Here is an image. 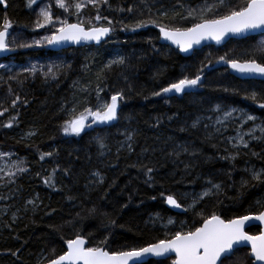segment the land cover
<instances>
[{"label":"trees","instance_id":"obj_1","mask_svg":"<svg viewBox=\"0 0 264 264\" xmlns=\"http://www.w3.org/2000/svg\"><path fill=\"white\" fill-rule=\"evenodd\" d=\"M179 2L195 7L203 0ZM243 2L232 0L233 6ZM110 3L112 9L105 6L100 13L113 20L115 32L101 46L68 49L60 53L50 52L44 47L18 48L13 57L17 63L25 64L31 60L70 54L72 62L71 67L53 82H45L40 75L27 79L24 76L23 100L27 103H18L15 108L8 106L9 111L0 117V149L26 159L30 169L13 186L12 193H16V198L10 202L9 214L0 216V264H41V261L46 264L43 258H51L52 249H55L56 255L62 254L66 250L65 241L76 233L84 235L91 244L108 237V249L112 251L130 244L154 242L164 235V230L158 228L159 222L155 226L149 223V218H155L156 214L165 219L173 217L177 221H185L189 226H198L199 216L193 212L174 214L166 207L160 192L176 193L180 199V193L201 191L209 178L221 183L223 191L218 197L203 201L200 207L205 215L215 211L224 219L235 218L256 212V201L264 202V184L251 182L247 187H241L240 183L241 178L250 179L244 169L264 168V159L244 150L248 154L242 153L234 163L221 160L219 157L226 154L224 144L216 138L206 139L203 131L193 129L187 122L182 124L190 115H196L190 119L191 123L196 117L209 115L215 104L244 108L264 120V110L241 96L219 90L221 86L228 85L247 88L248 81L239 80L224 67L215 65L216 71L205 69L207 83L197 95H171L167 103L166 97L151 95L181 77L186 68L188 72H194L209 53L213 59L226 53L239 56L255 45V38L230 40L223 47L208 46L185 58L177 50L160 43L155 27L136 32L123 28V25L142 18L141 13L146 18L147 7L155 15L158 8L178 7V0H110ZM130 6L134 7L132 13L116 10ZM53 10L62 15V10L57 7L54 6ZM84 14L92 17L96 12L89 6L84 9L82 17ZM4 18L13 23L11 31L20 33L24 40L40 39L44 33V30H33L35 13L27 0H6V6L0 4V24ZM68 18L70 22H76L75 16ZM118 21L123 24L116 23ZM185 23L177 21L178 26ZM90 51L92 53H88ZM117 55L125 56L127 63L113 66L104 73L102 80H97V74L104 65ZM97 84L104 89L102 95L105 99L116 91H125L121 119L115 126L94 125L80 136L64 135L61 125L68 117L62 111V105L71 108L74 100H79L78 111L83 110L85 96L90 106L95 105V92L87 95L81 89L88 86L91 91ZM255 86L258 88L259 83ZM17 113L18 123L13 122L12 128L2 126ZM29 131H36L37 134L28 137L26 134ZM125 131L135 133L132 152L118 143L120 134ZM97 135L105 137L107 148H100L95 139ZM171 142L174 145H189L190 150L196 152L193 157L197 159L194 162L187 159L186 162L182 160L185 157L172 154L174 146H169ZM249 147L264 156V143L253 141ZM45 152H53L54 155L41 161L39 157ZM132 164L153 167L155 183H145L144 172L139 167H130ZM57 165L60 171L56 173V188L59 190H54L42 182V177ZM64 169L69 170L67 174ZM95 171L105 177L102 185L92 184V173ZM37 173L40 175L37 176ZM37 195L38 207L34 208L28 201ZM153 196L156 199H152ZM113 220L114 225L110 223ZM259 230L251 228L249 232L257 234ZM248 252L241 250L237 253L239 259L234 257L226 264H251L246 255ZM156 261L150 260L146 264H156ZM165 264L171 262L166 261Z\"/></svg>","mask_w":264,"mask_h":264},{"label":"snow or ice","instance_id":"obj_2","mask_svg":"<svg viewBox=\"0 0 264 264\" xmlns=\"http://www.w3.org/2000/svg\"><path fill=\"white\" fill-rule=\"evenodd\" d=\"M0 2L6 6V0H0ZM27 2L28 6L35 11L36 18L33 22V30L46 29L50 34L28 42L22 39L20 33L10 31L13 28V23L4 18L0 24V53L34 46L60 48V46L68 43L80 44L90 41L99 44L115 32L113 20L100 13L102 7L107 6L108 9H112L110 0H48L47 3L43 4L40 3V0H27ZM54 6L62 10V15H54ZM89 6L95 10V16L82 17L84 9ZM222 9H224L223 12H221ZM116 10L132 13L134 7L130 6L127 9L121 7ZM144 15L141 13L142 18L136 19L132 24L123 25L124 30L136 32L150 26L155 27L158 29L157 39L169 42V45H174L182 53L193 52L196 46L205 41H215L219 45L230 37L248 38L251 34H258L261 37L259 43L250 49H245L239 56H229L226 53L213 59L209 53L195 67L194 72H188L186 68L181 77L170 81L167 86L161 87L158 91L152 92V96L166 97L165 102L167 103L169 102L167 98L171 95L180 97L197 95L198 90L203 89L207 83L205 69L216 71L215 65H224L225 71L231 70L239 78H247L249 87L228 85L221 86L219 90L230 95L241 96L259 109L264 110V0H244L243 4L235 6H233L232 0H203L202 4L195 7L180 3L178 0V7L174 5L171 9L158 8L155 15L152 9L147 7L146 18H143ZM71 16L76 17V22L69 21L68 17ZM101 21L103 23H100ZM177 21L187 23L178 26ZM116 23L123 24L122 21ZM126 63L127 58L125 56L117 55L104 65L97 74V80H102L104 73L110 71L113 66H121ZM70 67V65L63 63L51 62L45 65L30 64L26 67H20L17 71L15 64L0 63V69L10 73L7 79L17 80L20 83H23L20 80L21 76H25L27 79L40 75L45 82L58 80L64 71ZM257 82L259 83L258 88L255 86ZM81 91L87 95H91V92L94 91L96 103L90 106L87 96H85L83 110L78 111L79 100H74L71 108L62 105V111H65L68 117L61 125V131L64 135L80 136L86 129H92L94 125L115 126L119 122L121 104L126 101L124 90L110 94L107 99L103 97L104 89L99 84L91 91L88 86L83 87ZM129 91H131V87H129ZM8 92L14 96L11 100L12 108H15L18 103H27L26 100L22 101L20 95L14 94L11 87H9ZM0 109H2L0 110V117L9 111V108L3 107L2 104H0ZM210 111L215 114V119L212 116L197 117L192 122L191 127L197 129L203 125L206 130V139L222 137L219 141L221 144L225 140L227 141V146L223 149L226 154L220 156L219 159L234 163L242 153L247 155L248 152L264 159L261 153L253 151L249 147L253 141L264 143V120H260L258 116L244 108L231 105L215 104ZM157 120L159 122V118ZM204 120L211 121V124L203 123ZM13 122L18 123V113L16 116L10 117L8 122L2 126L12 128ZM229 128L232 129L234 135L225 136L224 133ZM209 129L211 130L209 131ZM181 130L184 131V129ZM36 134V131H29L26 135L32 137ZM122 135L125 136L122 147L126 146L128 151L132 152L135 133L125 131ZM95 139L101 149L107 148L104 136L97 135ZM213 147H217V145L213 144ZM177 148L180 151L172 153L176 156H179L181 152L187 153L189 151V148L183 144L177 145ZM244 150H248V152ZM191 154L196 155V152L193 151ZM13 155V153L0 152V158H11ZM53 155V152H45L40 155L39 159L43 161L46 157ZM130 167H139L144 172L145 183L150 185L155 183L153 176L155 169L153 167L147 164H132ZM29 170L26 159L17 157L11 161V168L7 169L9 178L7 183H15L18 175L28 173ZM4 171V168H0V172ZM58 171H60L59 165L52 168L47 176L42 177V182L54 190H59L56 188V173ZM63 171L67 174L69 170L64 169ZM244 171L249 174L250 179L241 178V187H247L251 182L264 184V168L251 167L245 168ZM36 175L39 176L40 174L37 173ZM228 175L231 177V173ZM92 176L94 177L93 185L104 183L105 177L99 171L93 172ZM177 183H183V181H177ZM222 191V184L209 178L205 180V187L200 192L180 193V199L177 198L176 193L160 192L161 198L171 208L181 210L182 214L193 212L199 216L201 220L198 226H189L185 221H177L172 217H167V223H161V226L167 229L164 231L163 238H157L154 242L147 244H130L118 251L108 249V237L99 243L91 244L84 235L76 233L73 238L65 241L66 250L62 254L56 255L55 249H52L51 258L44 257L43 259L47 261V264H145L146 257H156L160 258L156 264H165L166 261H170L171 264H226V262H232L234 257L239 259L237 253L250 247V252L246 255L251 259V264H264V202L256 201V212L235 218L224 219L215 211L205 215L200 207L203 201L206 198L218 197ZM3 199L5 197L0 196V200ZM69 199H73V197H69ZM152 199H156V197L153 196ZM38 200L39 196L37 195L35 199L29 200L28 204L34 208L38 207ZM77 215L79 216V214ZM13 219H15V215ZM164 219V217L156 214L155 218H149V223L155 226ZM110 223L114 225L115 221ZM246 226L249 228L256 227L260 230L257 234H250L249 231L245 230ZM12 254L16 255V253Z\"/></svg>","mask_w":264,"mask_h":264},{"label":"rangeland","instance_id":"obj_3","mask_svg":"<svg viewBox=\"0 0 264 264\" xmlns=\"http://www.w3.org/2000/svg\"><path fill=\"white\" fill-rule=\"evenodd\" d=\"M47 2H48V0H40V3L41 4L47 3ZM53 12H54V15H57L56 12H55V10H53ZM34 13H35V11H34ZM83 17H87V15L84 14ZM35 18H36V16H35ZM39 30H44V33L41 35V37L44 36V35H48V33H49L46 29H39ZM260 39H261V37L259 36L257 38V41H256L255 44L259 43ZM31 41H28V42H31ZM17 50H19V49H17ZM88 53H92V51H90ZM51 62L63 63V64H66V65H71L72 58H71V55L70 54H62V55H58V56H56L54 58L31 60V61H29V62H27L25 64L17 63L13 59H6L4 61H0V63H5V64H9V63L15 64L17 66V68H16L17 71L19 70L20 67H26V66H29L30 64L45 65V64H49ZM9 75H10V73H7L3 69H0V77H3V79H0V86L2 88V91L0 92V104H2L3 107L11 106V100L14 98V96L10 95L9 92H8L9 87H11V89L13 90V93L14 94L20 95L21 98H22V100H23V96H24L23 83H20L17 80H8L7 77ZM23 78H24V76H21L20 77V80L23 81ZM49 81L53 82L54 80H49ZM0 110H2V109H0ZM194 116H196V115H190L188 117V120L187 121H182V124H184L185 122H187V124H190V127H191V124L192 123H191V120L190 119H192ZM206 116H212L213 119H215V114L213 112H211V111H210V114L209 115H206ZM206 116H204V117H206ZM203 123H205V124H211V121L204 120ZM246 127H247V125H246ZM198 129H200L201 131H203L204 134H206V130L204 129L203 125H201ZM210 130L211 129H209V131ZM257 134H259V133H257ZM224 135L225 136L234 135V132L232 131L231 128H229V130L226 133H224ZM120 136H121V139L118 140V143H121V146H122V142L125 140V136L122 135V133L120 134ZM216 139L218 141H220L222 139V137H216ZM169 141H171V139H169ZM173 143L174 142H171L169 144V146H174L173 152L180 151L177 148V145H174ZM223 144L225 146H227V141L225 140ZM186 146L189 148V145H186ZM123 148H127V147L126 146H123ZM192 151L193 150L192 149L190 150V148H189V151L187 153L181 152V154L179 156H181L182 158L185 157L186 159H182V160H184L186 162L188 161L187 159H189L191 162L193 160V162H194L197 158H194L193 157V155L191 154ZM0 152H8V153H13L14 154L11 158H7V157L6 158H0V168H4L5 169L4 172H0V196L5 197V199L0 200V216L1 215H4L5 216V215L9 214L8 211H9V208H10V202L16 198V196H15L16 193L15 192H14V194L12 193L13 186L16 184V181L22 175H18L17 176V178L15 179V183H7L8 179H9L8 176H7V169L11 168V161L17 159V157H19V156H17L14 152L5 151L3 149H0ZM180 165H183V164L180 163ZM27 167H28V162H27ZM12 170L14 171V169H12ZM187 171L188 170H186V172ZM197 192H200V191H197ZM197 192H194V191L192 192L191 191L190 193H197ZM173 219H175V218H173ZM161 223L162 224H166L167 223V219L163 220L162 222H159V225H158V228H161L164 231H166L167 229L163 228L161 226Z\"/></svg>","mask_w":264,"mask_h":264},{"label":"water","instance_id":"obj_4","mask_svg":"<svg viewBox=\"0 0 264 264\" xmlns=\"http://www.w3.org/2000/svg\"><path fill=\"white\" fill-rule=\"evenodd\" d=\"M0 4H3L2 2H0ZM112 35V34H111ZM106 37L104 40H102L99 44H97L95 41H90V42H81L80 44H74V43H68V44H64L62 46H60V48H53L51 46H45V49L47 50H50L52 52H59V51H62V50H67V49H72V48H81V47H86V46H100L102 45L103 43H105L110 37ZM252 36H258V34H251L249 37H252ZM248 37V38H249ZM232 39H237V40H242V39H246V38H242V37H230V38H226L225 42L222 43V44H216L215 41H205L203 42L201 45L199 46H196V48L194 49L193 52H190V53H182V52H179L183 57L185 58H188L190 57L196 50H201L203 47L205 46H209V45H214L216 47H220V46H224L227 42H229L230 40ZM160 43L163 44V45H168V47H171L173 49H176V47L174 45H169V42H166V41H163L160 39ZM62 49V50H60ZM178 50V49H176ZM179 51V50H178ZM18 51L15 50V51H12V52H8V53H0V61L1 60H5L7 59L8 57H11L13 55H15ZM219 66H223L225 67L224 65H219ZM229 73L230 75L234 76L235 78L237 79H240V80H248L247 78H239L237 76L236 73L232 72L231 70H229ZM0 91H1V87H0ZM166 207L171 211L173 212L174 214H177V215H183L181 213V210L179 209H173L171 208V206L167 205L166 204ZM250 228L248 226H246V231H248ZM246 249H249L250 250V247L249 248H246ZM160 258H156V257H146L145 258V264L147 262H149L150 260H158ZM47 264V263H46Z\"/></svg>","mask_w":264,"mask_h":264},{"label":"flooded vegetation","instance_id":"obj_5","mask_svg":"<svg viewBox=\"0 0 264 264\" xmlns=\"http://www.w3.org/2000/svg\"><path fill=\"white\" fill-rule=\"evenodd\" d=\"M255 42H256V39H255ZM244 81H248V80H244ZM253 228H256V227H253ZM251 229V228H250ZM249 231V230H248ZM251 234V233H250Z\"/></svg>","mask_w":264,"mask_h":264},{"label":"bare ground","instance_id":"obj_6","mask_svg":"<svg viewBox=\"0 0 264 264\" xmlns=\"http://www.w3.org/2000/svg\"><path fill=\"white\" fill-rule=\"evenodd\" d=\"M91 47H93V46H91ZM80 49V48H79ZM70 50V49H69Z\"/></svg>","mask_w":264,"mask_h":264}]
</instances>
